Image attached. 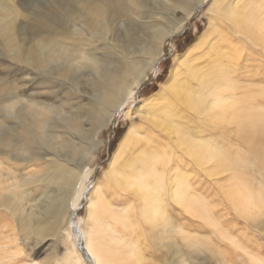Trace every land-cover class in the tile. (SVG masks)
Masks as SVG:
<instances>
[{
    "label": "bare ground",
    "instance_id": "bare-ground-1",
    "mask_svg": "<svg viewBox=\"0 0 264 264\" xmlns=\"http://www.w3.org/2000/svg\"><path fill=\"white\" fill-rule=\"evenodd\" d=\"M206 4L208 27L127 112L138 124L86 195L103 131ZM0 72V264L63 233L65 264H87L79 244L92 264H264L219 221L264 236V0H0Z\"/></svg>",
    "mask_w": 264,
    "mask_h": 264
},
{
    "label": "rangeland",
    "instance_id": "rangeland-1",
    "mask_svg": "<svg viewBox=\"0 0 264 264\" xmlns=\"http://www.w3.org/2000/svg\"><path fill=\"white\" fill-rule=\"evenodd\" d=\"M207 5L208 4L199 8L198 12L194 14V16L186 24L184 30H182L179 34L165 41L163 48V55L161 59L158 61L159 64H157L155 70H152L150 73H148L147 79L144 81L142 86L135 92V95L133 99L130 101L129 105L126 106L123 109V111L118 112L113 118V120L109 123L107 128L103 131L102 135L99 138V140L102 142V145L97 151V153L94 154L93 159L89 163H87V167L90 169V173L86 177V185H85L86 186L85 191H87L85 192L86 195L89 194L90 190L92 189L93 185L96 182L98 181L103 182L102 181L103 173L104 170L107 168V164L112 155V152L116 149L118 142L121 140L120 138L126 132L128 126L131 123L138 124V119L137 118L134 119V117L132 119H129L127 117V112L131 110L133 107H135V105L141 99H144L152 95L156 91H158L159 85L163 83L168 77V73L171 69L174 58L184 53L187 50V48L191 44H193L196 41V39L199 37V35L203 34V32L208 27V19L210 15L206 12ZM186 42L188 43L191 42V43L190 45L186 46L185 44ZM5 74L6 72H0V75H5ZM262 74H263L262 72H259L258 76L255 77L256 79H260L262 81L260 83L261 85H263L264 83V74L263 75ZM7 77L8 78L6 79V82L9 85H7L6 87L18 83L20 80V75L12 72H10ZM208 181H209L208 179L205 180L202 179L199 188L201 192H203L202 191L203 188L204 190H206V188L207 189L210 188L208 194L212 195L214 193V189L212 186L215 185L212 183L208 185ZM106 193L109 194V192ZM204 194L207 196V192ZM211 203L214 206V212L216 213V216H218V214H221L222 213L221 207L218 206L219 204H221V202L217 200H213ZM77 209L78 210L76 212L74 221L76 219L78 220L84 218V215L86 213L85 212L86 197L80 203L79 207H77ZM229 215L230 216H225V217L223 216L221 220H219L222 223L223 229H226L227 232L229 233V236L235 241H237V243H239L242 246V248L245 249V251H247L250 254L259 256L264 260L263 234H261L258 229H255L254 227L250 226L248 223H246L241 219H239L238 223L234 222L233 224L235 225H233L232 217L235 216L231 214ZM179 220L180 223L183 222L185 231L187 230L189 233L195 234L194 232L195 228L193 229V227L190 225L189 222H186L185 220L182 221L181 217H179ZM201 232L202 231H200V233L197 232L198 234L201 235V237L208 235L207 232H202V233ZM64 236L65 233L60 234L61 239L58 240H52L50 238H46L43 241V243H41L39 246H36V248L27 247L26 249H24V251L21 254L22 259L20 260L22 262H20V264H27L36 261L44 262L45 260L52 261V264H65L63 262V259L66 257L67 254V250H66L67 245L62 239V237ZM53 242L56 244V246H52ZM220 245L222 250L224 249V251L231 250L228 244L221 243ZM240 252L241 253L235 254V255L239 254L237 255L239 257L235 256L236 261H238L240 257L242 258V256L245 257V255L242 254V251ZM183 253H186V251H184ZM163 255L166 256V254ZM158 257H159L158 254L151 255L153 264L157 262ZM148 258H150V255L148 256ZM188 264H216V263L215 261H211L206 257H202V255H197L195 259L193 261L188 262Z\"/></svg>",
    "mask_w": 264,
    "mask_h": 264
},
{
    "label": "water",
    "instance_id": "water-1",
    "mask_svg": "<svg viewBox=\"0 0 264 264\" xmlns=\"http://www.w3.org/2000/svg\"><path fill=\"white\" fill-rule=\"evenodd\" d=\"M79 207V206H78ZM77 210L78 209H76L74 212H73V214H72V216H71V225H72V227H73V229H74V231H79L78 230V228L76 227V225H75V221H74V218H75V215H76V212H77ZM85 248L82 246V244H79V250L81 251V253H82V255H83V257H84V259H85V261H86V263L87 264H92V262H91V260L89 259V257H87L86 256V251L84 250Z\"/></svg>",
    "mask_w": 264,
    "mask_h": 264
},
{
    "label": "trees",
    "instance_id": "trees-1",
    "mask_svg": "<svg viewBox=\"0 0 264 264\" xmlns=\"http://www.w3.org/2000/svg\"><path fill=\"white\" fill-rule=\"evenodd\" d=\"M190 43H191V42H190ZM190 43L186 42L185 44H186V46H188V45H190ZM112 151H113V149H112ZM112 151H111V152H112Z\"/></svg>",
    "mask_w": 264,
    "mask_h": 264
}]
</instances>
